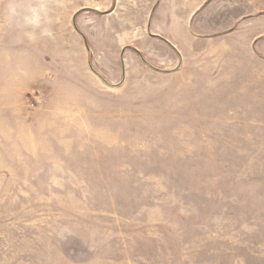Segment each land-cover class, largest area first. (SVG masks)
I'll use <instances>...</instances> for the list:
<instances>
[{"label":"rangeland","instance_id":"374dc122","mask_svg":"<svg viewBox=\"0 0 264 264\" xmlns=\"http://www.w3.org/2000/svg\"><path fill=\"white\" fill-rule=\"evenodd\" d=\"M5 2L0 264H264V0L174 4L179 52L169 0H48L34 42Z\"/></svg>","mask_w":264,"mask_h":264},{"label":"clouds","instance_id":"9594fccd","mask_svg":"<svg viewBox=\"0 0 264 264\" xmlns=\"http://www.w3.org/2000/svg\"><path fill=\"white\" fill-rule=\"evenodd\" d=\"M2 15L10 29L20 32L29 41L54 39L51 25L56 21L48 0H6Z\"/></svg>","mask_w":264,"mask_h":264},{"label":"crops","instance_id":"0c3cea01","mask_svg":"<svg viewBox=\"0 0 264 264\" xmlns=\"http://www.w3.org/2000/svg\"><path fill=\"white\" fill-rule=\"evenodd\" d=\"M181 1L186 3V0H169L168 5H170L171 8H173V10H171L170 12L166 11L163 13H158V12H155L154 10L150 14L148 23H146L147 32H150L153 36L163 39L165 43H167V45L171 46L173 49H176L178 52L179 50L181 51L183 49L184 44L179 45L175 40L171 38L172 35L168 34V31L170 33L174 23H177L176 25L181 27L186 37L189 38L190 33L192 34L193 32L192 22H191L192 18L193 16L198 14V11L203 6L202 5L199 9H196V11H194L192 15L189 17L187 15L188 11L186 9H182V8L174 9L173 7L174 4L176 3L178 4ZM163 3H164V0H157V3L154 9H156L158 4L160 6ZM95 10H98V9L96 8ZM187 19L188 21L184 23V21Z\"/></svg>","mask_w":264,"mask_h":264}]
</instances>
